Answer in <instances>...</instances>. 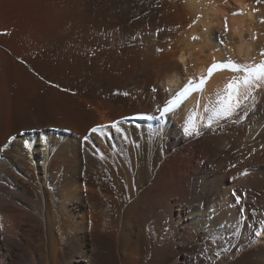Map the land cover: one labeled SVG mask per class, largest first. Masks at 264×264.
<instances>
[{
    "label": "bare ground",
    "instance_id": "1",
    "mask_svg": "<svg viewBox=\"0 0 264 264\" xmlns=\"http://www.w3.org/2000/svg\"><path fill=\"white\" fill-rule=\"evenodd\" d=\"M49 2L30 32L18 31L8 44L0 37V67L29 52L17 46L28 38L39 56L95 55L105 68L85 83L83 108L120 107L85 123L78 110L50 102L53 87L33 75L24 79L19 98L25 103L0 99V264H86V247L100 248L104 230L120 235L113 250L122 253L121 260L112 256L105 264H223L237 258L243 259L234 264H264V76L256 79L246 70L264 62V0ZM226 59L239 70L215 73L165 127L126 120L97 130H127L123 136L141 141L127 168L118 159L117 175L111 160L92 158L80 146L77 136L93 126L141 112L158 115L185 84ZM231 81L240 82L233 97ZM112 90L116 97L108 96ZM29 100L35 106L24 105ZM104 168L117 189L120 177L128 182L124 210L126 201L113 200L102 181L109 177ZM184 234L194 247L180 260L172 245L176 237L185 244Z\"/></svg>",
    "mask_w": 264,
    "mask_h": 264
},
{
    "label": "rangeland",
    "instance_id": "2",
    "mask_svg": "<svg viewBox=\"0 0 264 264\" xmlns=\"http://www.w3.org/2000/svg\"><path fill=\"white\" fill-rule=\"evenodd\" d=\"M14 1H15V3H14ZM49 1H51V0H26V1L25 0H0V22L3 25L5 24L4 25L5 27H2V28L0 27L1 28L0 29V37L3 39V42L8 44L7 41L11 40L12 35H15V34L19 38L20 36L17 35L18 31H20V34L22 31L29 30V32H30V30H32L33 23H36V20L39 18V17L37 18V15L40 16V14L45 11L46 6H48V4L50 3ZM19 2H21V3H19ZM29 3H30V5H29ZM16 6L18 8H16ZM27 7L28 8L33 7V9L31 8V10H33V11L28 12V9H25ZM19 8H21V9H19ZM22 10L26 13L25 15H24V12ZM35 10L36 11L38 10L37 12H39V13H37ZM20 12H23V14ZM29 13H31V15H35V16H31V15H29ZM41 15H44V14L42 13ZM24 17L26 20L24 19ZM25 22H27V23H25ZM32 45L36 46V42L33 41V38H28V40H25V41L22 40V42L19 45H17L19 48V52H20V50H23V51L29 50V52L28 53L22 52V53H20L21 55L18 54V55H20L19 57L17 55H15V56L13 55L14 61H12V60H11L12 62L10 61L12 65L10 64L9 61H7V62H9L8 64L6 62L7 65L5 64V66H7V67H5L4 65H2V67H0V69L2 68L1 69L2 71H0L1 72L0 73V75H1L0 76V80H1L0 81V85H1L0 86V93H1L0 99H9L11 97L12 101L10 99L9 100L13 103V105H16L19 103L21 104L23 100L20 99L21 98L20 96H22L24 94V91H23V89L25 87L24 86V79L28 78L30 75L31 76L33 75L38 80H40V81L43 80L44 83H46L50 87H53V89H54L53 93H52L53 95L51 94L52 96L49 97V99L52 100V101L50 100V102H52L53 104H56L57 106H61L63 108L71 109V111L78 110L80 114L82 113V118L84 119L85 123L90 122L89 120H91L92 117L94 118L96 114L100 115L102 113V115H103L106 113L105 117H108L107 116V115H109L108 111H110L113 107H120V106H117L115 104L112 106V108H108L106 110H100L98 108L97 109L95 108L94 112H91V111L89 112L88 110H85L83 108L82 104L84 103L85 98H87L86 97L87 95L84 93V87L87 85L88 80L89 81L92 80L91 78L95 79V77H97V78H99V76L101 77V74H102L101 72H103V70L105 68V66L103 65V63L101 61H95L94 60L95 55L94 56L90 55L87 57L86 56H84V57L72 56L73 58L71 56H68V57L66 56V57H61V58L60 57H56V58L55 57H47V56H41V55L39 56L38 54H36V52L33 53L32 48H34V47ZM1 46H3V44ZM3 49L7 50V48H5V47H3ZM8 53H11V52H8ZM32 55H33V57H32ZM35 55H37V56H35ZM40 57H42V58H40ZM76 57H78V58H76ZM44 58H46L47 60ZM70 58H72V59H70ZM75 58H76V60H75ZM73 59H74V61H73ZM39 60L41 62H39ZM80 60H82V61H80ZM60 61L63 63H61ZM44 62H46L45 63L46 65L44 64ZM58 62L60 63V65ZM96 62L99 64H97ZM34 63H35V65H34ZM66 63L69 65L67 66ZM64 64H65V66H64ZM44 65H45V67H44ZM96 66H99V67H96ZM50 67L51 68L53 67V68L51 69ZM84 67H85V69H84ZM3 68H4V70H3ZM93 68L96 69L94 77L91 76V75H93V72H94ZM5 69L8 71L7 74H6L7 71ZM97 69H99V70H97ZM52 70H54V71H52ZM4 71H6V72H4ZM86 71L87 72L89 71L90 73H87ZM91 71H93V72H91ZM98 72H100V73H98ZM48 73H49V75H48ZM50 73H51V75H50ZM53 73H56V74L53 75ZM88 74H90V75L88 76ZM3 75H4V79H3ZM83 75H84V77H86V79L83 77ZM50 77H52L53 79ZM19 79H20V81H19ZM111 81L117 83L115 78H112ZM85 83H86V85H85ZM3 87H5V88L2 89ZM80 87H81V89H80ZM2 92H3V94H2ZM116 95H118L117 90H112V91H110V94H108L109 97H113V96L116 97ZM14 96H15V98H14ZM53 100H54V102H53ZM29 101L28 102L26 101V104H24V105L35 106V104L32 103L31 100H29ZM14 102H15V104H14ZM23 103H25V102L23 101ZM28 103H31V104H28ZM58 103H60V104H58ZM126 107H128V106H123V108H126ZM107 123L109 124L108 127L105 126L106 123H103V124L98 125L100 127L97 130H99V132H103L104 129L111 128L110 124H113L114 122L109 121ZM94 127L95 126H93V128ZM91 129L92 128H90L87 131V133L84 135V137L80 138L79 136H77L78 141H80V146L83 147V149L85 147L86 152L88 151V155H90L92 158L96 159V158L100 157V158H104L106 160V157H107L108 161L111 160V161H109L111 163H109L107 160H106V163L108 162V165H111L112 169H114V170L117 169L115 171V172H117L116 175L118 174V171H119L118 169L120 167V166H118L119 165L118 163L123 161L125 163V165H126V162H128L127 164H129V162L131 160H133L132 159L133 153L134 152L137 153L136 151L139 150L141 147V141L140 140L136 139L134 136L126 137L127 136V130H125V132H124V130L122 131L119 129H111L109 131V135H108V133H102V134L100 133V135H99L98 131H97V133L92 132ZM64 131H65L64 133L67 135H71V136L73 135V132L69 129H66ZM125 133H126V136H123ZM86 136L88 137V139H84ZM10 138H12V137H10ZM90 142L92 144H90ZM86 145H89V146L86 147ZM91 146H92V148H91ZM138 147H139V149H138ZM5 148L6 147H4V149ZM103 152H104V154L102 155ZM129 155H131V156H129ZM114 156H116V157H114ZM0 158H1V153H0ZM68 158H71V156H68ZM118 159H120L119 162H118ZM72 163H74V162H72ZM124 167L127 168V165ZM129 170L131 171V174H130L131 179H132L131 183L134 187H136V185H134L136 183L135 173H134V169L132 168L131 165L129 167ZM104 171L106 172V174L108 173L107 175L109 177L107 178V176H103L105 179L103 178L102 181H105L104 183L106 185H109L112 188V190L109 192V193H112L111 194L112 196L110 195L111 198L113 200H116V202H118L121 200L120 197L122 196V199L124 201H126L125 191H128V189H129L128 182H126L127 180L124 177H120V182L123 184H122L121 188L117 189V186L114 185L115 183L113 182V184H112L113 178L110 177V174H109L110 172H108L107 169H105V168H104ZM133 176H134V179H133ZM101 191L103 193H105L104 190H101ZM124 204L125 205H124L123 210L126 208L128 202L126 201V203L124 202ZM118 235L119 234H115L114 232H110L109 230H104L101 234H99L98 237L101 239L103 244L101 245L100 248H97L94 250L93 249L90 250L89 247H86V251L88 252L87 257H85V258H88V263L86 261V264H89L92 261H93V264H100V263L105 264V262L109 260V257L112 258V256L114 257V259L116 261H117V259L121 260L122 259L120 257V256H122L121 249L120 248L117 249L118 248L117 245L119 246V243H120V235L119 236ZM184 237H185L184 238L185 244L181 245L178 238L176 237V238H174V243H173L174 246L172 245V250H173L174 254H175V252H178V251L180 252V254L177 257H175V258H179L180 260H181V258L183 259V252H185L186 250H190V248L194 247L191 240L189 239V236L187 234H184ZM200 241L201 240H199L198 242H200ZM201 243H202V241L200 242V244ZM114 247H117L116 253H114V250H113ZM111 249H112V251H111ZM103 255H104V257H102ZM71 258H73L72 252H70V254H69V259L71 260ZM171 258H172V255L170 256V259ZM105 259H107V260H105ZM172 259H174V257ZM242 259L243 258H237L235 261L233 260V261H230L228 263H223V264H234V263H236ZM218 264H220V263H218Z\"/></svg>",
    "mask_w": 264,
    "mask_h": 264
},
{
    "label": "snow or ice",
    "instance_id": "3",
    "mask_svg": "<svg viewBox=\"0 0 264 264\" xmlns=\"http://www.w3.org/2000/svg\"><path fill=\"white\" fill-rule=\"evenodd\" d=\"M257 2H259V0H257ZM191 26H192V25H189V27H191ZM226 29H227V23H226ZM261 54L264 55V51H262ZM226 67H232V68L235 69V70H239V67H240V66L237 65V64L231 63V62H229V63H227V64L224 63L223 61H221V62H219V63H217V62H213V63L209 66L208 71H209V73H212V72H214V71L222 70L223 68H226ZM248 71H250V72H255V74H256V79H260L261 76H264V63H261V64H259L255 69H249ZM203 83H204V81L201 80V84H203ZM57 87H58V86H57ZM227 87H228L229 89H231L232 92H234V93L237 92V87H238V86H237L234 82H230V83L228 84ZM245 99H247V97H245ZM230 100H231V97H230ZM235 104H236V109H237V110L242 106V105L239 103V98H238V97H237V99H236ZM171 107H172V105H169V106L163 107L162 109H160V111H161L162 114H166V113H168V112L171 110ZM233 114H234V113H233V111H231V110H229V111L226 112V115H227V116H232ZM246 116H247V113H245V118H246ZM141 118H143V117H141ZM117 124H118V122H114L113 126L115 127ZM207 126L210 127V126H211V122H209V124H208ZM99 127H100V126H96V127L92 128L91 131H92V132H96L97 129H98ZM184 131H185L186 133H188L189 135H191V133L189 132L187 126H185ZM10 139H14V138H10ZM84 139H88V137L86 136ZM5 147H7V145H5ZM233 167H235V166L233 165ZM236 202L239 203V198L236 199ZM257 235H260V233H257Z\"/></svg>",
    "mask_w": 264,
    "mask_h": 264
}]
</instances>
